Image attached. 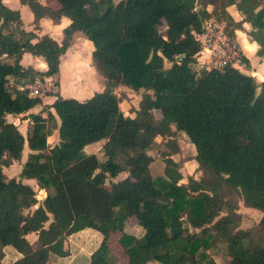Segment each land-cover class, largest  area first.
<instances>
[{
    "label": "trees",
    "instance_id": "1",
    "mask_svg": "<svg viewBox=\"0 0 264 264\" xmlns=\"http://www.w3.org/2000/svg\"><path fill=\"white\" fill-rule=\"evenodd\" d=\"M55 1L52 8L19 0L30 8L35 28L44 16L53 23L67 17L60 41L23 30L19 12L0 0V259L9 245L21 257L6 264H48L51 253L69 255L70 234L89 227L102 238L87 264L115 263L108 239L116 231L127 264H215L205 253L212 239L225 243L229 264H264V80L232 65L195 69L200 44L193 34L213 17L234 38L240 23L225 11L234 3L243 20L260 27L254 10L264 0ZM76 33L91 43L104 88L82 100L48 93L54 100L32 112L41 99L29 96L25 85L59 73L60 57ZM24 52L42 56L46 69L23 67ZM239 61L249 67L241 54ZM118 85L142 91L133 116L119 108ZM8 114H22L30 131L24 136ZM52 129L58 140L48 146ZM175 131L194 146L206 177L178 183L182 176L169 155L163 175L151 176L148 149L160 136L177 153ZM100 140L103 162L83 151ZM25 145L18 176L7 177L2 167L20 160ZM123 171L124 178L105 186ZM23 179L44 191L40 201ZM232 190L244 206L261 212L255 228L239 227L236 203L225 199ZM128 217L142 227L140 236L123 232ZM29 233L36 234L35 246Z\"/></svg>",
    "mask_w": 264,
    "mask_h": 264
},
{
    "label": "rangeland",
    "instance_id": "2",
    "mask_svg": "<svg viewBox=\"0 0 264 264\" xmlns=\"http://www.w3.org/2000/svg\"><path fill=\"white\" fill-rule=\"evenodd\" d=\"M52 1V2H51ZM55 1V0H54ZM116 3L119 0H112ZM54 4L53 0H50ZM56 2V1H55ZM57 3V2H56ZM25 18V14H23ZM163 29V28H162ZM60 57L59 73L51 78L50 84H55V92L62 93L61 96L64 97H74L79 100L91 96L95 91H100L104 88L105 80L104 78L95 70L92 65L91 60V43L81 34H75L72 36L70 47ZM7 61V60H6ZM8 62V61H7ZM83 63V70L75 69L73 66H78L77 64ZM238 65H241L239 62ZM238 65H234L238 68ZM242 66V65H241ZM201 68L200 64H195V69L199 70ZM78 71V72H77ZM80 71H83L80 73ZM10 82L14 84V79L10 78ZM31 84V82H30ZM46 89V88H45ZM51 92V90H45L44 93ZM114 92L119 98V108L127 116H133L134 111L138 108L139 101L141 99V90L135 91L124 85H118L114 88ZM47 104L36 106L33 111H38L40 109H45ZM154 117H159L158 111H153ZM6 119L13 122L18 127L19 131L25 136L31 128L28 120L20 115H6ZM178 145V152L172 153L170 146H168V138L157 136L154 142L148 149V153L153 157L152 162L149 165L150 174L152 177H157L163 175V169L165 166V157L169 155L176 163L177 169L181 173L182 178L178 183H185L187 177L191 176L196 180L206 177L201 170L198 169L197 163L194 160L195 149L194 146L188 141L186 136L175 131L172 137ZM58 136L55 129L51 130V133L47 137L48 146L53 145L57 142ZM103 141L93 142L86 145L83 149L85 155L93 154L99 162H103L106 159L101 147ZM28 149L26 145L22 151V157L18 161L12 162L9 167H2V171L7 177H17L18 173L23 164L22 159L25 160ZM126 173L123 171L118 174L115 178L108 177L106 179L105 186L108 187L110 181L119 180L124 178ZM36 190L37 201H40L43 197L44 191L39 190L37 185L31 181ZM225 199L229 203H236V211L240 214L239 227L242 229H253L257 225L261 217V212L257 209L248 208L243 205L241 197L235 191H227ZM222 212L221 214H223ZM142 227L138 225L135 218L128 217L125 220V227L123 229L124 233L131 234L134 236H140ZM189 231H195L189 227ZM196 231H199L197 229ZM121 232H113L110 234L108 243L110 246V252L115 259L114 264H127V255L124 252V248L118 242ZM37 241L35 240V243ZM67 239V245L68 244ZM37 244V243H36ZM71 246L74 248L73 241H71ZM68 247V246H67ZM75 249V248H74ZM207 256L214 261L215 264H229L230 255L226 251L225 243L220 239H212L211 245L205 250ZM5 264V263H2ZM80 264H83L82 261ZM147 264H157L151 261Z\"/></svg>",
    "mask_w": 264,
    "mask_h": 264
},
{
    "label": "crops",
    "instance_id": "3",
    "mask_svg": "<svg viewBox=\"0 0 264 264\" xmlns=\"http://www.w3.org/2000/svg\"><path fill=\"white\" fill-rule=\"evenodd\" d=\"M1 2L8 8L12 10H17L19 12V16L21 20V28L25 31L34 32L36 36L47 34L51 36L53 39L60 41L62 38L63 28L67 26L70 22V20L67 17H62L60 18L59 22L53 23L47 16H44L39 19L38 28H35L33 24V14L27 5L21 4L19 0H1ZM40 2L43 4H48L52 8L56 7V4L55 3L52 4L50 0H40ZM208 10L213 11L214 7L212 5H209ZM225 11L234 22L240 23V27L234 30V38L232 39L235 42L236 46L238 47L240 54L248 60L249 67L245 68L244 66L238 65V68L242 72L248 75H252L258 82L264 80V7L262 5H259L254 10V14L259 17V20L261 22L260 27H254L249 21L243 20L244 16L237 9L235 3L226 5ZM23 14H25V18H23ZM220 22L224 24L223 21ZM35 40L36 38H33L31 41L33 42ZM20 64L23 67H30L34 71H44L46 69V64L42 56L32 55L28 52H24L21 55ZM29 85L30 82H28L25 86L27 87ZM17 87L18 88L23 87L22 83L18 82ZM39 98L41 99L42 105L43 103L48 105L54 100L55 97L54 95L47 93L40 96ZM40 105L41 103L38 104L37 106ZM33 109L31 110L32 112H34ZM20 116L23 115L20 114ZM24 161L25 160L22 159V162ZM32 180L33 179H23L22 181L24 183L30 184L31 187H33L34 189V186L32 185L31 182ZM33 182L35 183L34 180ZM142 233L143 231H141V234ZM27 237L35 246L36 234L29 233ZM101 238H102V234L100 232L89 227H86L82 230L72 233L67 237L69 242L68 243L69 245H67L69 250V255L64 257H59L51 253L48 258V264H80L81 261L83 264H87L89 255L98 246V244L101 241ZM71 241H73L75 249L71 246ZM2 252H3V256L0 259V263H5V264L11 263L17 260L19 257H21V254L18 251H16L12 246L9 245L4 246L2 248Z\"/></svg>",
    "mask_w": 264,
    "mask_h": 264
},
{
    "label": "built area",
    "instance_id": "4",
    "mask_svg": "<svg viewBox=\"0 0 264 264\" xmlns=\"http://www.w3.org/2000/svg\"><path fill=\"white\" fill-rule=\"evenodd\" d=\"M194 38L200 44V50L195 55V64L201 68L220 69L226 65H238L240 52L233 39L225 31L224 24L211 17L204 21L201 32H194ZM204 53V54H203ZM51 77H36L29 86L28 94L31 97H40L45 90L55 92V84H50ZM23 87H20V89ZM46 88V89H45Z\"/></svg>",
    "mask_w": 264,
    "mask_h": 264
},
{
    "label": "bare ground",
    "instance_id": "5",
    "mask_svg": "<svg viewBox=\"0 0 264 264\" xmlns=\"http://www.w3.org/2000/svg\"><path fill=\"white\" fill-rule=\"evenodd\" d=\"M78 66H73V70L75 71V69H81V70H83V66H85L83 63L81 64V63H79V64H77ZM78 72V71H77ZM81 72H83V71H80V73Z\"/></svg>",
    "mask_w": 264,
    "mask_h": 264
},
{
    "label": "water",
    "instance_id": "6",
    "mask_svg": "<svg viewBox=\"0 0 264 264\" xmlns=\"http://www.w3.org/2000/svg\"><path fill=\"white\" fill-rule=\"evenodd\" d=\"M179 58V57H178Z\"/></svg>",
    "mask_w": 264,
    "mask_h": 264
}]
</instances>
